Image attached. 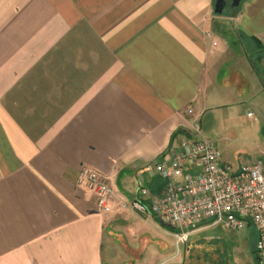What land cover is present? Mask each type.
<instances>
[{
	"label": "crops",
	"instance_id": "0c3cea01",
	"mask_svg": "<svg viewBox=\"0 0 264 264\" xmlns=\"http://www.w3.org/2000/svg\"><path fill=\"white\" fill-rule=\"evenodd\" d=\"M216 2L0 0V264H175L152 235L172 227L131 203L163 192L156 164L199 125L238 36L264 91V0ZM84 169L128 207L100 212Z\"/></svg>",
	"mask_w": 264,
	"mask_h": 264
},
{
	"label": "built area",
	"instance_id": "2783aa9c",
	"mask_svg": "<svg viewBox=\"0 0 264 264\" xmlns=\"http://www.w3.org/2000/svg\"><path fill=\"white\" fill-rule=\"evenodd\" d=\"M199 134V126L194 125L191 135L181 136L178 148L156 164L166 185L152 205L136 200L130 207L162 218L169 227L186 230L178 234L179 242H186L189 230L203 223L224 224L233 230L253 228L259 237L256 255L264 264V159L233 172L221 163L213 143L194 138ZM79 184L94 194L102 213H111L114 204L128 207L110 181L95 170L84 169Z\"/></svg>",
	"mask_w": 264,
	"mask_h": 264
},
{
	"label": "rangeland",
	"instance_id": "374dc122",
	"mask_svg": "<svg viewBox=\"0 0 264 264\" xmlns=\"http://www.w3.org/2000/svg\"><path fill=\"white\" fill-rule=\"evenodd\" d=\"M236 9L229 6L224 14ZM227 41L219 39L217 43L224 49ZM234 44L232 55L227 56L225 61L223 78L211 83L207 100L201 109L198 123L200 134L195 135L198 140L205 139L213 143L221 163L233 172L247 163L258 164L264 159V91L258 75L242 54L246 47L247 51L251 50L247 46L250 43L245 45V41L238 36ZM254 56L252 60L255 67L262 71L261 61ZM231 70H241L248 78V83L239 79L226 81L231 78L228 74ZM153 223L163 231L162 226ZM166 228L168 230L164 231L169 237L157 233L152 235L169 246L165 258L175 256V264L184 263L186 248L190 249L191 264H260L256 255L258 233L248 226L233 230L227 229L224 224L203 223L189 230L193 232L187 244L179 243V235L173 228Z\"/></svg>",
	"mask_w": 264,
	"mask_h": 264
},
{
	"label": "water",
	"instance_id": "95a60500",
	"mask_svg": "<svg viewBox=\"0 0 264 264\" xmlns=\"http://www.w3.org/2000/svg\"><path fill=\"white\" fill-rule=\"evenodd\" d=\"M242 0H234V3L230 7L237 8L239 7ZM229 6L227 5L226 0H217L216 6H215V12L216 14H222L226 8Z\"/></svg>",
	"mask_w": 264,
	"mask_h": 264
},
{
	"label": "flooded vegetation",
	"instance_id": "af4514ba",
	"mask_svg": "<svg viewBox=\"0 0 264 264\" xmlns=\"http://www.w3.org/2000/svg\"><path fill=\"white\" fill-rule=\"evenodd\" d=\"M226 2L228 6H231L234 3V0H226Z\"/></svg>",
	"mask_w": 264,
	"mask_h": 264
}]
</instances>
